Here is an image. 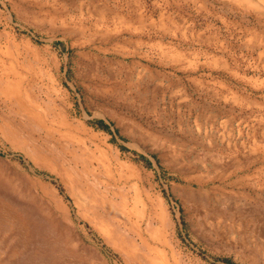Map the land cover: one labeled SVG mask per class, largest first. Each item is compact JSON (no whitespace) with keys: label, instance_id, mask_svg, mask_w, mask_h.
I'll list each match as a JSON object with an SVG mask.
<instances>
[{"label":"rangeland","instance_id":"rangeland-1","mask_svg":"<svg viewBox=\"0 0 264 264\" xmlns=\"http://www.w3.org/2000/svg\"><path fill=\"white\" fill-rule=\"evenodd\" d=\"M0 264H264V0H0Z\"/></svg>","mask_w":264,"mask_h":264},{"label":"trees","instance_id":"trees-1","mask_svg":"<svg viewBox=\"0 0 264 264\" xmlns=\"http://www.w3.org/2000/svg\"><path fill=\"white\" fill-rule=\"evenodd\" d=\"M97 121H98V123H99L100 126H102V127H106V125L102 122L101 119H98Z\"/></svg>","mask_w":264,"mask_h":264}]
</instances>
